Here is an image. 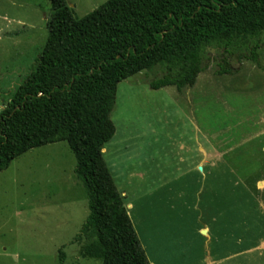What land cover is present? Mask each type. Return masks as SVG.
<instances>
[{
	"label": "rangeland",
	"instance_id": "obj_1",
	"mask_svg": "<svg viewBox=\"0 0 264 264\" xmlns=\"http://www.w3.org/2000/svg\"><path fill=\"white\" fill-rule=\"evenodd\" d=\"M106 1L67 0L78 17ZM51 14L50 0H0V109L35 70ZM243 50L228 56L240 70L218 75L221 50L209 49L205 70L183 91L151 87L161 66L118 84L104 157L151 263L210 264V256L215 264H264V44L261 65L244 59L240 67ZM202 145L224 175L198 170ZM75 166L59 141L0 171V264H58L62 247L65 264L103 263L72 242L89 213Z\"/></svg>",
	"mask_w": 264,
	"mask_h": 264
},
{
	"label": "trees",
	"instance_id": "obj_2",
	"mask_svg": "<svg viewBox=\"0 0 264 264\" xmlns=\"http://www.w3.org/2000/svg\"><path fill=\"white\" fill-rule=\"evenodd\" d=\"M49 35L36 68L0 109V171L29 151L66 141L89 213L72 242L102 264H152L104 157L116 126L118 84L161 66L159 89L193 87L209 49L221 50L218 75L235 74L237 54L260 64L264 0H107L78 17L67 0H50ZM88 227L93 228L87 234ZM67 254L59 249L58 264Z\"/></svg>",
	"mask_w": 264,
	"mask_h": 264
},
{
	"label": "crops",
	"instance_id": "obj_3",
	"mask_svg": "<svg viewBox=\"0 0 264 264\" xmlns=\"http://www.w3.org/2000/svg\"><path fill=\"white\" fill-rule=\"evenodd\" d=\"M200 152L204 155V161H203V163H201V164H198V170H200L201 172H203L202 174L204 175V176H221V175H224V173H225V171L223 170H220L219 169V171L218 172H216V170L214 171V167H212V166H215L216 164H214V162L213 161H211V160H214V158L213 157H215V156H213V154L211 153V149H209V148H205L203 145L201 146V148H200ZM217 153V152H216ZM217 155H219V153L217 154ZM217 158V160H218V158H220V156H217L216 157ZM218 161H221V160H218ZM207 163V164H206ZM205 164V165H204ZM218 165V164H217ZM218 173V174H217ZM131 207V205L130 204H128V209ZM203 233H206L207 232V228H204L203 230ZM239 253H241V252H239ZM211 258H210V256H208L207 257V260L209 261V263L210 264H215L212 260H210ZM152 264H154V263H152Z\"/></svg>",
	"mask_w": 264,
	"mask_h": 264
}]
</instances>
